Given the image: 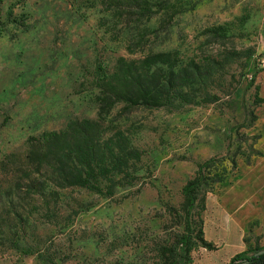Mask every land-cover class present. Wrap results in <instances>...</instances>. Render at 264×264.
Instances as JSON below:
<instances>
[{"label": "rangeland", "instance_id": "374dc122", "mask_svg": "<svg viewBox=\"0 0 264 264\" xmlns=\"http://www.w3.org/2000/svg\"><path fill=\"white\" fill-rule=\"evenodd\" d=\"M163 1L179 14L170 19L162 12L123 28L103 12L101 0H0V160L24 151L31 136L63 129L74 119H95L94 69L99 62L112 67L119 57L138 58L126 50L138 31L155 52L212 58L221 66L223 88L213 90L222 97L217 106L115 107L108 121L127 130L144 152L141 182L114 197L63 192L66 227L39 232L56 264H163L161 248L172 247L184 230L182 188L200 163L223 156L230 137L236 140L229 129L244 122L241 102L264 97V70L256 67L264 53V0ZM221 90L233 91L238 106ZM255 113L258 122L240 133L261 135L256 150L263 156L250 166L239 159L235 175L207 194L205 212L199 203L193 222L207 232H234L221 207L241 227L259 224L264 232V106ZM2 252L0 264H46L16 250Z\"/></svg>", "mask_w": 264, "mask_h": 264}, {"label": "trees", "instance_id": "16d2710c", "mask_svg": "<svg viewBox=\"0 0 264 264\" xmlns=\"http://www.w3.org/2000/svg\"><path fill=\"white\" fill-rule=\"evenodd\" d=\"M101 6L115 25L123 28L148 23L162 12L170 19L179 14L170 12L163 0H101ZM144 35L138 31L126 48L131 56L139 54L138 58L119 57L112 67H104L101 62L95 67L93 85L98 90L95 99L99 106L95 119H74L63 129L31 136L24 151L6 154L0 160V253L16 250L24 257L36 256L46 264H56L43 241L46 236L39 232L66 227L62 225L63 192L80 189L114 197L141 182L139 164L144 152L134 145L127 130L118 127L116 121H108L117 105H123L122 112H130L220 104L222 97L213 91L223 88L218 83L221 66L215 59L184 60L176 51L155 52ZM255 79L253 74L247 90ZM221 93L238 106L239 102L232 99L233 91ZM241 103L244 122L229 129L236 140L230 137L223 156L200 163L195 176L182 188L184 230L172 247L161 248L163 264H191L192 255L200 248L215 249L205 240L204 224L194 225L199 203H203L200 212H205L207 194H213L217 186L235 175L239 159L250 166L263 156L256 150L262 136H247L240 131L250 130L258 122L255 110L264 106V97L255 95L250 105ZM202 191L205 195L200 197ZM28 232L31 241L26 239ZM251 239L247 236L245 242ZM229 264H264V247L258 238Z\"/></svg>", "mask_w": 264, "mask_h": 264}, {"label": "crops", "instance_id": "0c3cea01", "mask_svg": "<svg viewBox=\"0 0 264 264\" xmlns=\"http://www.w3.org/2000/svg\"><path fill=\"white\" fill-rule=\"evenodd\" d=\"M225 217L227 218V226L234 227V232H204L205 240L215 246L214 250L200 248L194 253L195 260L191 264H229L236 255L248 250L249 247L258 243L264 247V232L261 226L256 225V229L248 230L241 227L231 215H228L221 207ZM226 231V230H225ZM247 236H251L249 242H245Z\"/></svg>", "mask_w": 264, "mask_h": 264}, {"label": "built area", "instance_id": "2783aa9c", "mask_svg": "<svg viewBox=\"0 0 264 264\" xmlns=\"http://www.w3.org/2000/svg\"><path fill=\"white\" fill-rule=\"evenodd\" d=\"M258 69L264 70V53L260 54L256 60Z\"/></svg>", "mask_w": 264, "mask_h": 264}]
</instances>
